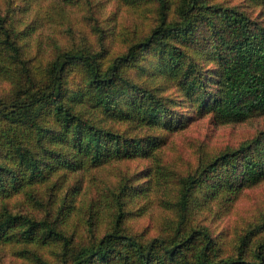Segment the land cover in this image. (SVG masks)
Returning <instances> with one entry per match:
<instances>
[{
	"label": "trees",
	"instance_id": "trees-1",
	"mask_svg": "<svg viewBox=\"0 0 264 264\" xmlns=\"http://www.w3.org/2000/svg\"><path fill=\"white\" fill-rule=\"evenodd\" d=\"M132 1L153 23L130 33L118 54L104 36L78 47L50 38L48 50L23 19L29 3H0V250L33 264H264V238L254 239L264 221L230 254L196 222L211 201L264 181V131L202 155L179 178L156 237L125 225L144 193L136 174L101 191L84 185L86 172L154 157L165 139L148 132L187 125L176 107L218 125L264 116V0ZM49 188L52 207L40 191ZM75 218L88 224V240L71 229Z\"/></svg>",
	"mask_w": 264,
	"mask_h": 264
},
{
	"label": "rangeland",
	"instance_id": "rangeland-1",
	"mask_svg": "<svg viewBox=\"0 0 264 264\" xmlns=\"http://www.w3.org/2000/svg\"><path fill=\"white\" fill-rule=\"evenodd\" d=\"M13 4L29 3L33 9L23 18L33 21L37 26L32 35L44 41L51 50L49 39L66 47H78L88 44L99 45L101 37L109 45L113 54L123 51L130 33L135 30L147 31L153 23V15L132 0H5ZM228 4H241L242 0H219ZM4 4V0H0ZM139 3H143L139 0ZM64 4V9L61 6ZM141 8V9H140ZM258 10H254L256 15ZM20 17L21 16H17ZM104 30L101 32L100 30ZM38 34V35H37ZM37 42V41H36ZM33 50V49H32ZM6 89V85H2ZM168 94L178 96L175 89ZM180 114H187L186 126L173 132H148L165 139V144L150 159H134L107 165L99 170L84 173V185L92 190L107 187L124 174H136L137 181L144 189V195L129 204L130 209L125 218V225L133 234L146 238L161 234L164 223L171 219L172 213L167 209V202L174 200L178 193L179 178L193 171L202 155H212L226 149L237 148L241 143L264 131V116L255 117L247 122L218 125L210 115L189 116L188 109L176 107ZM143 134H145L143 132ZM43 192L44 203L52 192ZM101 191V190H100ZM14 200L11 201L14 204ZM206 207V208H205ZM196 217V222L207 226L220 244L221 252L230 254L235 251L239 239L248 231H255L264 221V181L247 188L238 196L227 199L226 196L211 201ZM24 210H30L23 207ZM36 214L42 207H34ZM106 220H102L100 233L104 231ZM71 229L76 230L77 237L88 240L90 229L85 222L73 219ZM263 235V236H262ZM264 238V229L254 235V239ZM49 256V255H47ZM50 257V256H49ZM0 264H33L19 259L9 248L0 250Z\"/></svg>",
	"mask_w": 264,
	"mask_h": 264
}]
</instances>
